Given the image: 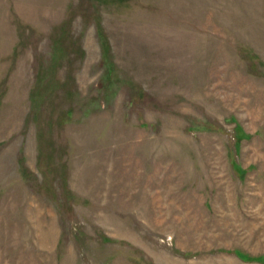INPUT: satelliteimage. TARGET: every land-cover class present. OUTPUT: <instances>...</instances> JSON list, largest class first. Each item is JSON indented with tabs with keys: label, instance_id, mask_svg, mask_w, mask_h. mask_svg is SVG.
<instances>
[{
	"label": "rangeland",
	"instance_id": "rangeland-1",
	"mask_svg": "<svg viewBox=\"0 0 264 264\" xmlns=\"http://www.w3.org/2000/svg\"><path fill=\"white\" fill-rule=\"evenodd\" d=\"M0 264H264V0H0Z\"/></svg>",
	"mask_w": 264,
	"mask_h": 264
}]
</instances>
